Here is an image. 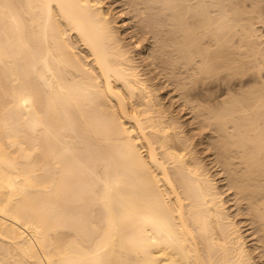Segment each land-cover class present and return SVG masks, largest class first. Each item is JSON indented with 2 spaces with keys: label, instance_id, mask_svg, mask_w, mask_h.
<instances>
[{
  "label": "bare ground",
  "instance_id": "obj_1",
  "mask_svg": "<svg viewBox=\"0 0 264 264\" xmlns=\"http://www.w3.org/2000/svg\"><path fill=\"white\" fill-rule=\"evenodd\" d=\"M120 1L0 0V264H264V0Z\"/></svg>",
  "mask_w": 264,
  "mask_h": 264
},
{
  "label": "rangeland",
  "instance_id": "obj_2",
  "mask_svg": "<svg viewBox=\"0 0 264 264\" xmlns=\"http://www.w3.org/2000/svg\"><path fill=\"white\" fill-rule=\"evenodd\" d=\"M111 1H112L113 3H112ZM118 1H119V4H118ZM115 2L118 4L117 7H115V6H116V3H115ZM120 2H121L120 0H108V1L106 0V4H109V3L111 4V8H113V12H114V14L118 13V14H116L115 16H117V19H118V17L120 18V19H118V26H120L119 30L121 29L120 32L124 33V34H122V35H124L125 37L127 36V37H126V41L128 40L129 43H130V42L132 43V40L128 39V38H129V34H128V32H129L130 29H129L127 26H125L124 24H121V23L123 22L122 18H123V16H124V14H125V13L127 14V9L124 8L123 5H120V4H122V2H121V3H120ZM114 4H115V5H114ZM120 6H121V7H120ZM114 8H115L116 11H117V10H118V11L115 12ZM118 8H119V9L122 8V9L119 10ZM123 11H124V12H123ZM119 13H120V15H119ZM123 13H124V14H123ZM121 14H122V15H121ZM126 14H125V16L128 17L129 13H128L127 15H126ZM120 16H121V17H120ZM117 19H116V20H117ZM121 21H122V22H121ZM119 22H120V25H119ZM123 23H124V22H123ZM123 25H124V27H123ZM122 27L125 28V29H123ZM124 30H125V31L127 30V31H126V32H127L126 35H125V31H124ZM260 30H261L260 33L263 32V35H264V31H263V30H264V26H261V27H260ZM127 34H128V35H127ZM262 38H264V37H262ZM145 40H146V39H144V41H145ZM144 41L142 40L141 42L144 43ZM146 42H147V41H145V43H146ZM143 43H142V44H143ZM164 92H165V91H163V93H164ZM165 96H167V95H165ZM167 98H168V97H166L165 100H168ZM183 118H184V117H183ZM197 138H198V137H197ZM198 146L200 147V145H197V148H199ZM212 150H213V149H210V150L206 151V153L209 154L208 152H210V155H212V156L215 157V155H214L215 152L213 151V152H214V154H213V153H212ZM203 153H204V156L202 155ZM206 153H205V151H203L202 154H201L202 157H206V156H207ZM210 155H208L206 158H204V161H206L207 163H208V161H207L206 159H208L209 157L212 158V156H210ZM210 158L208 159L209 161H210ZM209 166H210V165H209ZM214 168H215V169H214ZM212 169H213V170H212ZM219 169H220V167H219ZM219 169L216 170V167H212V168H210L211 172L214 173V174L217 173ZM216 171H217V172H216ZM219 172H220V173H217L216 177H215V176H214V177L216 178V181H217V184H218V185L220 184V186H221V185L224 183V184H223V188H221L222 186H221L220 188H221L222 191L224 190L223 197H224L225 199H229V197L231 196V195H229V194H230L232 191H229L230 193L228 192L229 189H227V186L225 185V179H224V176H223V172H222V170H220ZM218 174H220V175H222V176H220V175L218 176ZM218 177L221 178L222 180L218 179ZM218 180H220V182H219ZM221 181H222V182H221ZM223 181H224V182H223ZM230 190H231V189H230ZM225 192H227V193H225ZM227 195H229V197H228ZM231 197H232V196H231ZM230 203H231V204H230ZM229 205H230V206H229ZM231 205H233V201H232V200L229 201V202L227 201L226 206H227V208H229V209H228L229 212H230L231 214H234V213H236V210H235L236 208H235V205H233V206H231ZM228 206H229V207H228ZM230 207H231L232 209H231ZM233 207H234V208H233ZM232 210H233V211H232ZM234 211H235V212H234ZM238 217H239V218H238ZM241 217H242V216H239V215H238L237 217H235V220H238V219H240ZM238 221H240V220H238ZM239 225L242 226L243 223H240ZM241 229H243L242 231L246 230V231L244 232L245 235H247L248 232H250L249 229L247 230L246 227H244V226H242ZM246 233H247V234H246ZM248 238H249V239H248ZM247 239H248V240H247ZM247 239H246L247 243L250 244V243H251V240H250L251 237L248 236ZM248 241H249V242H248ZM255 260L257 261V259H255ZM258 264H259V263H258Z\"/></svg>",
  "mask_w": 264,
  "mask_h": 264
}]
</instances>
